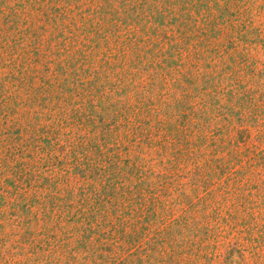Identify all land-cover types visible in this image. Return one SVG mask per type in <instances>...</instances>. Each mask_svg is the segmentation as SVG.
I'll use <instances>...</instances> for the list:
<instances>
[{
  "label": "trees",
  "instance_id": "16d2710c",
  "mask_svg": "<svg viewBox=\"0 0 264 264\" xmlns=\"http://www.w3.org/2000/svg\"><path fill=\"white\" fill-rule=\"evenodd\" d=\"M11 1L0 0V264H143L154 226L194 239L204 212L225 226L251 213L227 178L245 165L231 119L246 122L249 104L235 103L231 75L215 95L219 76L210 93L192 71L233 60L216 28L234 0ZM221 177L233 192L217 194Z\"/></svg>",
  "mask_w": 264,
  "mask_h": 264
},
{
  "label": "rangeland",
  "instance_id": "374dc122",
  "mask_svg": "<svg viewBox=\"0 0 264 264\" xmlns=\"http://www.w3.org/2000/svg\"><path fill=\"white\" fill-rule=\"evenodd\" d=\"M18 1L12 0L8 3V7L15 6ZM225 1L227 0H218L220 6H223ZM233 2L235 5L229 10L233 16L224 17L222 22L220 20L217 22L219 23L218 26L216 25V29L221 31L218 37L220 43L217 48L223 50V45L226 46L229 42L234 43L235 49L229 51L230 54H234L233 60L223 61L221 58H216L210 64L209 61L204 60L200 62L198 69L193 68L192 71L196 84L203 86L210 93H212V89L209 87L212 84L209 83V80L216 74L219 76V80L213 83L217 87L215 95L220 89L225 92V85L229 82L223 80V77L231 75L233 79L239 81V86H233L236 89L234 92H237L240 97V100L235 101V103L241 100L243 103L247 101L249 108L245 109L244 114H242L243 117L247 118L246 122L240 123L237 121V117H232L231 121L234 122V126L238 130L237 133H234L232 140L240 141L238 135L241 134L250 148L244 147L245 150L242 153V160L245 165L234 166L235 168L231 172L236 174L227 178L234 179L237 185L240 184L239 187L244 186L241 188V190L243 189L242 196L243 198L247 197L246 202H250L246 207L251 208V205L255 203L253 210L251 213L245 211L243 214H239L241 219L237 225L234 221V224L226 226L222 223V218L227 219V215H222V218L219 217L215 222L216 220L212 218L210 210L207 211L208 213L204 212L201 214L204 219L196 218L197 224L195 226L207 223L206 231H197V233L202 232V235L194 239L191 237L193 231H180L182 234L180 238H177L178 236L174 234L176 231L170 229H174V226L170 228L154 226L146 231L148 239L144 241L143 247L147 252L142 254L141 261L143 264H151V259L154 261L153 264H264V146L263 148L260 146L261 142L264 141V98H261L264 96V45L256 44L253 40L254 34L245 33L253 32V30L264 33V0H234ZM201 27L202 25L199 23L196 25L197 29ZM244 28L246 30H243ZM243 39L249 42H245ZM251 40L252 44L250 43ZM239 54L248 57L247 65L250 64L251 60L255 61L254 66L250 67L253 68V72L249 70L250 68H246V65L238 64L239 61L236 56ZM228 65V69L225 70ZM221 75L223 76L221 77ZM177 78L182 80L181 75ZM221 83L222 85L219 87ZM245 93H249V97H246ZM222 95L219 96L223 99V103L229 107L231 103L226 102V98ZM252 96H254L253 100L250 99ZM255 100L257 101L255 102ZM256 108L260 111L259 113L255 112V114L253 111ZM210 116L214 117V114H210ZM216 118L214 122H219L221 119L220 116ZM218 125L223 124L219 123ZM232 135L219 139H223L222 143L226 145L225 143L228 141L226 139ZM224 153L226 154V152ZM251 153L257 154L258 161L255 164L253 160L247 162L252 157ZM246 171L249 173L243 175L242 173ZM240 177L244 179H240ZM214 186L217 194L228 192V189L231 188L223 177L220 181L215 182ZM231 191L233 192V188ZM236 196L240 197V195ZM207 215L209 218H205ZM178 216H181L179 210L175 213V217ZM189 239L192 242L188 243ZM182 241L185 245L177 249ZM151 247H155L156 250L153 255L148 251V248ZM178 251L182 252L180 256L177 255Z\"/></svg>",
  "mask_w": 264,
  "mask_h": 264
}]
</instances>
